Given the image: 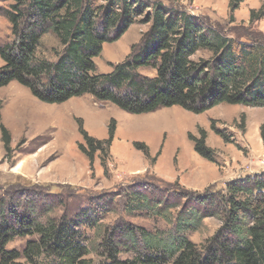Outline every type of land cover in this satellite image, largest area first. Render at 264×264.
<instances>
[{
	"label": "trees",
	"instance_id": "1",
	"mask_svg": "<svg viewBox=\"0 0 264 264\" xmlns=\"http://www.w3.org/2000/svg\"><path fill=\"white\" fill-rule=\"evenodd\" d=\"M15 1L6 14L14 41L0 46V88L16 82L47 105L90 95L136 116L173 107L196 115L222 104L264 108V39L238 42L214 27H204L184 10L145 0ZM245 2L230 0L231 22ZM263 19L264 0L259 10L251 11L250 24ZM137 23L151 25L141 45L124 62L112 66L110 73H97L95 59L104 44L118 41ZM47 34L55 36L62 47L55 61L37 57ZM202 52L210 57L194 60ZM142 69L155 71V77L142 75ZM78 122L84 140L80 152L90 161L92 172L96 155H103L102 166L107 171L115 122L104 140L90 136L82 120ZM212 130L225 138L215 121ZM0 132L10 157L12 135L2 122L1 105ZM261 136L264 142V127ZM189 139L201 158L215 163L204 130L200 138ZM134 147L150 157L144 144ZM132 199L133 209L143 206L156 216L165 214L162 201L154 196L133 194ZM211 202L208 196L197 197L195 204L201 210L187 212L184 208L175 232L166 238L127 226L118 239L119 229H115L102 240L99 262L89 258L77 221L48 219L42 223L34 216L36 209L19 212L14 205L0 213V264H264V174L228 183L220 201L223 207L216 208ZM82 216L89 226L96 225L88 210ZM211 216L219 218L221 229L204 244L192 242L187 232L197 231L202 220ZM27 237L34 239L22 251L7 250L15 238ZM121 246L133 249L136 257L121 260Z\"/></svg>",
	"mask_w": 264,
	"mask_h": 264
},
{
	"label": "rangeland",
	"instance_id": "2",
	"mask_svg": "<svg viewBox=\"0 0 264 264\" xmlns=\"http://www.w3.org/2000/svg\"><path fill=\"white\" fill-rule=\"evenodd\" d=\"M145 1L184 10L196 16L204 27H214L238 42L264 39V19L250 24L251 11L259 10L263 0H247L234 13L233 22L229 0ZM15 4V0H0V46L14 41L6 14ZM150 28V24L137 23L118 41L104 44L101 56L95 59L97 73L108 74L112 66L124 62L134 47L141 45ZM60 51L59 41L47 34L37 57L55 61ZM200 57L208 59L210 55L202 52L194 60ZM140 73L156 75L151 69ZM0 105L13 149L12 156L7 157L0 132V213L15 205L19 212L36 209L34 216L42 223L48 219L77 221L90 251L89 258L96 262L101 261L104 236L115 229H119L118 239L120 230L127 226L166 238L175 232L177 217L184 208L187 212L192 208L201 210L195 204L197 197L208 196L214 207H223L220 201L228 183L264 174V108L222 104L196 115L173 107L136 116L90 95L61 105L43 104L16 82L0 88ZM79 120L88 134L98 140L108 139L109 126L115 122L107 171L102 166L103 155H96L92 172L90 161L80 152L79 144L84 140ZM212 121L225 138L212 130ZM200 130L207 133L206 144L214 152L215 163L194 151L189 137L200 138ZM135 143L144 144L150 157L138 151ZM19 164L21 168L17 169ZM133 194L160 199L165 214L156 216L143 206L133 209ZM85 210L93 216L94 227L85 222ZM222 225L219 218L206 217L197 231L187 232V237L204 244ZM32 239L15 238L7 250L22 251ZM121 251V260L136 257L130 247L121 246Z\"/></svg>",
	"mask_w": 264,
	"mask_h": 264
},
{
	"label": "crops",
	"instance_id": "3",
	"mask_svg": "<svg viewBox=\"0 0 264 264\" xmlns=\"http://www.w3.org/2000/svg\"><path fill=\"white\" fill-rule=\"evenodd\" d=\"M230 1V0H229ZM247 1V0H246ZM244 4V3H243ZM242 6V5H241ZM238 11V10H237ZM21 166V164H19L18 166H17V169L19 168ZM21 168V167H20Z\"/></svg>",
	"mask_w": 264,
	"mask_h": 264
}]
</instances>
